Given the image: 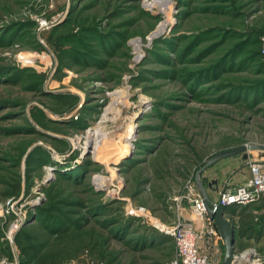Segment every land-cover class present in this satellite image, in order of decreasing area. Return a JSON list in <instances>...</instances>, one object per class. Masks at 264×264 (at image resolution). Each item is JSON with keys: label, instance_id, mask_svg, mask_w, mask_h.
Instances as JSON below:
<instances>
[{"label": "rangeland", "instance_id": "obj_1", "mask_svg": "<svg viewBox=\"0 0 264 264\" xmlns=\"http://www.w3.org/2000/svg\"><path fill=\"white\" fill-rule=\"evenodd\" d=\"M146 2L0 0V264H30L21 230L63 264H169L189 182L264 156V0Z\"/></svg>", "mask_w": 264, "mask_h": 264}, {"label": "built area", "instance_id": "obj_2", "mask_svg": "<svg viewBox=\"0 0 264 264\" xmlns=\"http://www.w3.org/2000/svg\"><path fill=\"white\" fill-rule=\"evenodd\" d=\"M248 165L251 177L246 182L238 184L235 187L226 186L219 191V198L215 202L219 203L221 207L254 204L264 195V158L250 159ZM186 188L181 197L176 199L178 201L177 206H181V203L186 202L192 207L193 212L200 220L206 221L209 219L210 209L207 193L201 187L196 186V179L194 178ZM132 214L142 217L150 225L157 223V220L145 208L134 210ZM206 225L209 228L208 232L218 233L213 219ZM14 227H11L8 231L6 238L10 239L13 236ZM160 229L172 236L175 241L176 255L169 264H212L208 255L201 252L198 246L199 233L196 231L192 221L179 217L178 221L173 225L164 226ZM240 259L250 260V263L254 264L261 259L264 260V257L252 250L250 252L242 251L238 255H234L233 262H238ZM87 264H89L88 260Z\"/></svg>", "mask_w": 264, "mask_h": 264}, {"label": "crops", "instance_id": "obj_3", "mask_svg": "<svg viewBox=\"0 0 264 264\" xmlns=\"http://www.w3.org/2000/svg\"><path fill=\"white\" fill-rule=\"evenodd\" d=\"M261 158H264V156ZM250 177L251 171L249 177H245L244 180H240L235 184L227 181L223 182L222 185L221 182L215 180L213 182L215 185L209 183V186L207 188L203 187L202 190L207 193L209 201L215 202L219 198V191L221 189L226 186L235 187L238 184L246 182ZM176 205H178V202ZM184 211L187 212V217L184 215ZM176 213L177 216L179 215L186 220L192 221L196 231L199 233L198 246L201 252L208 255L212 264H221L225 255L224 240L217 226L218 233L207 231L209 228L206 224L212 220L210 214L208 215L209 219L202 221L195 215L192 207L186 202L176 207ZM225 215L235 230L234 255H238L242 251L250 252L254 250L258 255L264 257V254H262L264 253V195L260 201L254 204L227 207ZM232 264L252 263H250V260L240 259L238 262L232 261ZM254 264H264V260L261 259Z\"/></svg>", "mask_w": 264, "mask_h": 264}, {"label": "water", "instance_id": "obj_4", "mask_svg": "<svg viewBox=\"0 0 264 264\" xmlns=\"http://www.w3.org/2000/svg\"><path fill=\"white\" fill-rule=\"evenodd\" d=\"M263 148L259 145H243L233 149H228L222 151L219 155H217L211 162L216 161L220 158L226 156H233L240 153H245L249 150L260 149ZM247 157L245 153V158ZM197 182L200 187L203 189V186L200 182V177H197ZM208 197V195H207ZM208 206L210 209V217L214 220L218 230L224 240L225 245V255L221 264H232L233 257H234V243H235V230L230 222V220L226 217L224 209L220 206L219 203L208 201Z\"/></svg>", "mask_w": 264, "mask_h": 264}, {"label": "trees", "instance_id": "obj_5", "mask_svg": "<svg viewBox=\"0 0 264 264\" xmlns=\"http://www.w3.org/2000/svg\"><path fill=\"white\" fill-rule=\"evenodd\" d=\"M222 208L225 211L227 207L222 206ZM134 220H136V218H134ZM124 226H126V224ZM145 230H147V232L139 236L148 241L155 238L158 239V236L156 235L162 234L158 230H153L148 227H145ZM16 240L20 244L23 257H28L30 259V264H63L65 262L62 259L63 257L58 252L45 251L41 249L40 244L36 241V237L27 233V231L21 230L19 235L16 237Z\"/></svg>", "mask_w": 264, "mask_h": 264}, {"label": "bare ground", "instance_id": "obj_6", "mask_svg": "<svg viewBox=\"0 0 264 264\" xmlns=\"http://www.w3.org/2000/svg\"><path fill=\"white\" fill-rule=\"evenodd\" d=\"M146 3H147V5L149 7H154L155 5H159L160 8H161V10H164V11L168 10V8L170 6V0H151V1L147 0ZM168 23H169L168 20H165V21L161 22V24L159 25L158 30L156 32H161L162 30H164ZM156 32H154V34H156ZM138 43L139 42H136V47H138ZM101 130L100 129H94L92 131H89L88 134L86 135V142H85V144H88L89 145V144L93 143V141H94V147L93 148H94L95 151H97L99 149V147L101 146V142L104 139L107 138V137L101 138L102 135H106V133L102 132ZM129 138H130V136L128 135L127 136V139L129 140ZM127 143H128L127 145H130L131 144L129 141H127ZM103 179H104V177L101 176V175H99V176L96 177L97 183H101L103 181Z\"/></svg>", "mask_w": 264, "mask_h": 264}]
</instances>
